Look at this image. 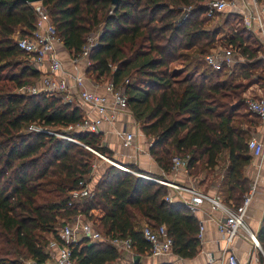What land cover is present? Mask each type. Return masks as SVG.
Segmentation results:
<instances>
[{
    "label": "trees",
    "instance_id": "trees-1",
    "mask_svg": "<svg viewBox=\"0 0 264 264\" xmlns=\"http://www.w3.org/2000/svg\"><path fill=\"white\" fill-rule=\"evenodd\" d=\"M206 2L42 0L41 4L74 58L89 36L99 33L87 73L97 81L110 79L124 90L141 131L153 139L150 154L163 171L171 172L176 156L189 157L192 174L202 166L214 169L221 153L229 151L227 201L238 206L251 186L246 168L253 159L249 131L243 126L259 118L244 111L243 80L264 84V44L240 24L229 43L244 61L232 70L208 66L205 58L218 34L206 27ZM37 20L35 4L0 0V264L44 263L50 257V236H58L61 221L79 214L93 221L107 239L133 240L138 260L127 264H142L151 251L142 230L136 229L138 217L149 226L166 225L174 254L196 257L201 222L192 210L168 202L169 188L139 176L152 175L134 166H127L133 171L129 172L107 164L96 175L94 163L101 159L95 151L109 158L111 152L101 147V134L75 128L83 122L84 110L65 103L59 94L27 91L40 84L42 72L18 47L17 38L30 36ZM32 125L50 131L73 126L64 134L77 142L32 131ZM93 173L99 177L94 179V195L74 200L72 192L82 188V181L89 182ZM257 237L264 249V217ZM73 257L77 264H105L118 261L122 254L108 240H83L74 245Z\"/></svg>",
    "mask_w": 264,
    "mask_h": 264
},
{
    "label": "built area",
    "instance_id": "built-area-1",
    "mask_svg": "<svg viewBox=\"0 0 264 264\" xmlns=\"http://www.w3.org/2000/svg\"><path fill=\"white\" fill-rule=\"evenodd\" d=\"M240 0H207L206 2V16L214 18L228 11L234 14H242L244 16L245 26L250 28L264 44V0H249L244 2L240 9ZM35 10L38 14V20L35 30L30 36L18 37V47L27 53L34 61L35 65L41 69L46 66L47 72L42 73L40 84L37 86H30L27 91L30 93H55L61 95L65 103H72L76 105V99L79 98L84 104L89 105L91 111L86 113L82 123L78 124L75 128L80 131H87L93 134L101 133V126L105 122H112L114 116L118 112L131 113L128 107V97L124 90L116 88L114 83L108 82L106 90L108 94L113 97V104L110 105L108 97L99 94L95 91H90L86 88L84 74L72 75L74 83L69 82L68 74L63 67V63L58 56V45L62 44L60 39L56 36L55 27L51 21L46 8L40 3L35 4ZM99 33H94L89 36L88 42L83 48L81 54L74 58L75 63L85 61L87 66L91 65L89 60L90 51L97 45ZM216 48V47H215ZM213 48L205 58L208 66L215 70L222 68H233L236 64L244 61L239 56L237 49L230 45L222 49ZM246 111L253 116L264 119V92L259 96H249L245 98ZM77 106V105H76ZM79 107V106H78ZM96 111V117L92 115V111ZM139 124V123H137ZM73 129V126H70ZM30 130L37 132H50L57 135L56 132L48 129H43L38 126L32 125ZM123 136V144L128 147L133 143L135 135L126 131L120 133ZM61 138H66L73 142L75 139L68 135L62 134ZM153 141L150 143L152 146ZM248 149L252 157H260L264 153V142L257 138H252L248 142ZM101 160L109 164L116 165L126 171L133 172L126 166L120 165L111 160V158L95 151ZM189 157L183 158L176 156L173 158L172 172L177 173L183 171L189 174ZM94 168H98V164L94 163ZM139 176L154 181L156 183L167 186L170 190L167 194L166 200L174 203L173 191L187 192L192 196L190 199H185L181 204H184L188 209L193 212L203 202H209L214 210L221 211L225 218L219 223L218 229L224 234L227 244L229 245L237 237L240 230H245L248 237L252 241L255 249L259 251L264 257V249L256 234H254L246 224L247 210L252 202L254 193L256 191V184L251 185L248 192L243 196V201L240 205L234 206L227 204L221 195L210 196L200 192L195 185H182L174 181L156 178L153 176L139 174ZM81 189L72 192V198L82 199L92 197L94 195V187L89 181L81 182ZM58 236L50 240L49 253L50 257L42 264H77L73 257L74 245L87 240L90 243L98 241H110L115 245L121 254H128L133 251V240L131 238H115L107 239L94 227V222L88 220L85 215L79 214L69 220H65L63 226L58 227ZM205 232V227L201 224L199 238L202 240ZM142 233L145 240L150 244V256H164L173 253V239L170 237L166 225L153 227L146 225L142 228ZM34 264V263H30ZM105 264H122L121 261H108ZM184 264V263H178ZM206 264H214L213 258L209 257ZM226 264H241L237 256L233 253L228 255Z\"/></svg>",
    "mask_w": 264,
    "mask_h": 264
},
{
    "label": "crops",
    "instance_id": "crops-1",
    "mask_svg": "<svg viewBox=\"0 0 264 264\" xmlns=\"http://www.w3.org/2000/svg\"><path fill=\"white\" fill-rule=\"evenodd\" d=\"M239 2L240 9L243 11L244 7H242V4L249 2V0H240ZM58 56L63 63L64 70L71 75L69 77L71 84L74 83L72 75L84 74L86 76V88L90 91L106 95L109 104H113V97L111 94H108L106 84L102 80H95L92 74L87 73L88 66L84 60L75 63L72 53L63 44L58 45ZM47 69L46 66H43L40 70L42 73H46ZM243 83L246 84V89L243 93L244 99L249 96H259L264 92V84L260 82L243 80ZM76 105L82 108L85 114L91 111V107L84 104L79 98L76 99ZM92 115L96 117V111L93 110ZM249 117L254 116L249 115ZM243 127L249 131V140L257 138L264 142V119L258 118L256 122L245 124ZM124 131L135 135L131 146L126 147L123 144V136L120 133ZM100 134L102 137L101 147L110 151L111 160L118 164L126 167L134 166L153 177L174 181L182 185L193 184L202 193L210 196L219 194L227 204L232 203L231 200L227 201L230 182V177L228 176L230 154L228 150L221 153L218 164L214 169H207L205 166H202L198 170H194L193 174L190 171L189 174L183 171L166 173L150 154V143L153 139L147 137L141 131V126L137 124L132 113L118 112L112 122L103 123ZM96 163L98 164V168H96L95 173L99 175L108 162L104 163V161L99 160ZM246 176L250 180V185L256 184V191L247 210L245 221L248 228L257 235L264 217V153L260 157H253L251 163L246 168ZM98 178L94 177V173L91 175L92 186L96 183L94 179ZM170 192L173 193L174 203L178 204L182 203L185 199H190L192 196L187 192H175L173 190ZM194 213L205 227L204 236L201 240V249L196 257L189 259L176 254L155 257L146 255L141 259L142 264H206L209 261V257L213 258L214 264H226L228 255L231 253L237 256L241 264H264L261 261L262 254L255 249L244 229L239 231L232 243L227 244L224 234L218 229L219 223L225 218V215L219 210H214L209 202H203L195 209ZM146 225L148 223L144 218L138 217L136 219L137 230H142ZM136 257L133 250L128 254H123L119 261L122 264H127L134 261Z\"/></svg>",
    "mask_w": 264,
    "mask_h": 264
},
{
    "label": "rangeland",
    "instance_id": "rangeland-1",
    "mask_svg": "<svg viewBox=\"0 0 264 264\" xmlns=\"http://www.w3.org/2000/svg\"><path fill=\"white\" fill-rule=\"evenodd\" d=\"M229 14L230 15H234L235 17L231 18L229 16ZM228 16L230 18H228ZM228 19H231L230 20L231 22H228ZM240 24L245 26L244 16L242 14H233V12H231V11L223 13V14H221L219 16L214 17V18H209V21L206 23V27L209 30L217 31V34H218L216 43H215L213 48L216 47L215 49L217 50V49H222L224 47L230 46L231 44L229 43V40L231 38V35H232L233 32H235L234 29H238ZM248 29H250V28H248ZM258 37H260V35H258ZM232 69L233 68H231V70ZM102 81H104L105 84H107L108 82H111L110 79H106V80H102ZM244 111L247 114V116L250 115L246 111V109H244ZM51 130H53V132H56L57 136L60 137L62 134H64L66 132V130H70L71 131L72 129L70 127H68V128L58 127V128L51 129ZM97 161H99V160H97ZM102 161H104V160H102ZM104 163H106V162L104 161ZM106 164H108V163H106ZM75 200H79V199H75ZM63 224H64V221H61V224L59 225V227L63 226ZM53 238H54L53 235H52V237L50 236V240L53 239Z\"/></svg>",
    "mask_w": 264,
    "mask_h": 264
},
{
    "label": "water",
    "instance_id": "water-1",
    "mask_svg": "<svg viewBox=\"0 0 264 264\" xmlns=\"http://www.w3.org/2000/svg\"><path fill=\"white\" fill-rule=\"evenodd\" d=\"M25 1L31 4H36V3H40L42 0H25ZM113 2L116 4L118 0H113ZM135 260H138V257H136Z\"/></svg>",
    "mask_w": 264,
    "mask_h": 264
}]
</instances>
